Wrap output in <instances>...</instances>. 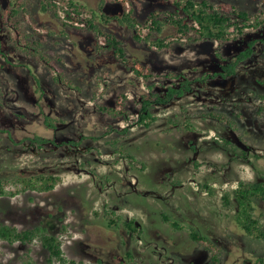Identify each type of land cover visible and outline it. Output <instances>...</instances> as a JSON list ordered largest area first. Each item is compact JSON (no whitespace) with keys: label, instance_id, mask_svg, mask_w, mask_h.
<instances>
[{"label":"rangeland","instance_id":"obj_1","mask_svg":"<svg viewBox=\"0 0 264 264\" xmlns=\"http://www.w3.org/2000/svg\"><path fill=\"white\" fill-rule=\"evenodd\" d=\"M211 1L232 2L251 15L264 12V0ZM165 8V0H141L135 11L142 19ZM105 10L118 14L124 6L113 1ZM22 29L29 31L25 24ZM115 29L152 77L135 75L111 52H97L91 37L74 33L56 53L64 59L63 74L79 89L57 84L43 61L14 46V33L1 32L0 178L42 173L60 180L49 191L0 196V222L19 230L46 227L75 264H210L212 253L190 238V229L216 242L221 264H264V241L237 227L232 196L239 181H264V111L259 113L255 95L264 91V44L255 43L234 76L216 75L264 29L238 34L231 27L227 41L175 44L164 51L134 42L123 26ZM185 77L194 80L190 92L154 104L156 119L148 127L136 123L150 84L164 94ZM100 105H123L127 120L99 112ZM34 135L52 142L39 145L30 139ZM224 192L230 193L228 207ZM255 201L264 226V201ZM106 210L121 220L135 218L143 233L133 236L122 222L108 228ZM163 213L182 228L164 221ZM26 252L37 264H48L38 238L30 244L0 240V264H22Z\"/></svg>","mask_w":264,"mask_h":264},{"label":"trees","instance_id":"obj_2","mask_svg":"<svg viewBox=\"0 0 264 264\" xmlns=\"http://www.w3.org/2000/svg\"><path fill=\"white\" fill-rule=\"evenodd\" d=\"M113 1L122 3L123 12L118 14L106 12V4ZM165 1L169 3L170 8L151 10L141 19L135 11L141 0H7V7L5 0H0V34L4 31L9 34L14 33V46L24 54L43 61L51 69V78L55 83L79 89L63 74L64 59L56 53L57 47L59 48L61 43L74 33L91 37L97 52H111L126 69L133 71L137 76L150 78L153 76V71L149 67L142 66L138 58L128 54L124 40L115 29L116 25L128 29L134 42L157 51L170 50L175 44L185 45L201 40L227 41L232 35L231 27H235L238 34L249 28L264 29V12L262 15H251L247 10L229 1L220 3L211 0ZM24 24L29 31L22 29ZM257 41L264 44V31L261 37L249 40L237 53L229 57L216 75L223 78L234 76L238 66L255 52L254 45ZM1 45L0 39V48ZM34 79L39 87V79L35 75ZM193 81L185 77L178 86H168L164 94L154 92L150 84L149 92L142 96L136 123L148 127L156 119L152 115L153 105L168 103L174 98L182 97L192 90ZM255 95L260 101L258 111L261 113L264 111V91ZM98 111L116 119L127 120L128 116L123 105L119 107L100 105ZM209 115L224 121L218 113L210 112ZM47 119L48 116H45V120ZM227 123L233 127L230 120ZM30 139L39 145L52 142L51 139L41 135H34ZM59 180L60 177L57 175L42 173L10 179L0 178V196L8 193L14 195L26 190L49 191ZM9 184L15 188L8 190L6 187ZM201 187L208 194L214 193L213 187L208 183H203ZM232 196L236 206L234 221L237 227L249 237L264 241V226L260 217L256 215V201L254 202V200L264 201V181H239ZM222 202L225 207L231 205L229 192L222 194ZM162 217L173 228H182L167 214L163 213ZM104 219L110 229L118 228L122 222L133 236H140L144 231L141 226L135 224V218L121 220V216H115L112 211L106 210ZM189 236L212 253L210 264H221L220 249L218 250L219 246L214 240L196 229H190ZM37 238L48 250V264H53L55 261L61 264L76 263L65 257L61 239L51 234L46 227L37 225L19 230L14 225L0 222L1 241L10 244L14 242L30 244ZM22 260V264H37L29 252L24 254ZM259 261L264 263L261 258Z\"/></svg>","mask_w":264,"mask_h":264}]
</instances>
